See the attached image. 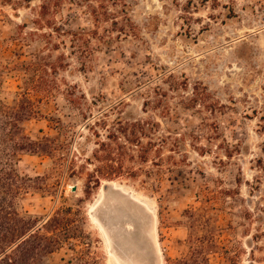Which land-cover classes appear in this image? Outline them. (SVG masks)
<instances>
[{"label":"rangeland","instance_id":"rangeland-1","mask_svg":"<svg viewBox=\"0 0 264 264\" xmlns=\"http://www.w3.org/2000/svg\"><path fill=\"white\" fill-rule=\"evenodd\" d=\"M14 62L0 101L41 144L15 158L18 210L72 209L87 237L41 264H119L105 232L142 226L127 256L156 264L148 212L161 264H264V0H0Z\"/></svg>","mask_w":264,"mask_h":264},{"label":"trees","instance_id":"trees-1","mask_svg":"<svg viewBox=\"0 0 264 264\" xmlns=\"http://www.w3.org/2000/svg\"><path fill=\"white\" fill-rule=\"evenodd\" d=\"M43 8L45 9L46 6ZM14 63L13 67L9 63L7 67L3 68L4 71L0 70V84L8 73L16 70L13 68L17 67L18 62ZM27 95L28 92L21 96L27 98ZM29 112L31 114H28L26 118L36 114L34 110ZM0 119L4 120L3 123L8 128L5 136L0 140L7 144L13 143L10 150L8 147L2 149L0 146V264H41L43 259L63 249L71 240L87 237H85L83 229L76 224V219L80 215L73 213L72 209L58 210L40 227H38V223L44 220L43 218L21 215L17 207V200L26 190L23 186L25 178L21 177L15 168V158L20 152L39 154L38 150L41 149V144L34 143L22 135L20 124L25 121V118L21 117L16 107H11L0 101ZM19 135L21 137H18ZM259 167L264 170V159H260ZM98 173L101 174L99 171ZM26 181L32 182L33 179L26 177ZM91 181L99 185L100 177L93 176ZM91 185H89V189L92 188ZM89 244L87 243V245ZM70 264L100 263L88 250L82 257Z\"/></svg>","mask_w":264,"mask_h":264},{"label":"bare ground","instance_id":"bare-ground-1","mask_svg":"<svg viewBox=\"0 0 264 264\" xmlns=\"http://www.w3.org/2000/svg\"><path fill=\"white\" fill-rule=\"evenodd\" d=\"M113 199V198H112ZM114 201V200H113ZM117 201V200H116ZM118 201H121L120 199H118ZM116 203H118V202H116ZM119 205V204H118ZM116 207V206H115ZM119 207V206H118ZM114 209V208H113ZM139 214H140V212H138ZM148 214L151 216V218H152V220H153V224H152V226H150V240L152 241V243H153V245H154V248H155V253H154V257H155V262H156V264H161V257H160V255H161V253H160V250H159V248H158V245H157V242H156V233H155V217H154V215H152L151 214V212H148ZM143 215V214H142ZM142 215H141V217H142ZM143 218V217H142ZM144 219V218H143ZM96 220V219H95ZM136 220H138V219H136ZM147 221V220H146ZM145 221V222H146ZM146 225V224H145ZM141 226V225H140ZM148 227V226H147ZM101 228H102V230L104 231H106V229L105 228H103V226H101ZM104 231V232H105ZM143 231H145V229L143 228V226L141 227V229H140V237H141V234H142V237L141 238H143L144 240L143 241H147L148 243H149V237H147L145 234H143ZM108 232H105V234H106V236H107V239H109V241H110V239L111 238H109V235L107 234ZM145 233V232H144ZM138 238V241L136 240V239H134V241L133 242H131V247L133 246L134 248H141V244H140V242H141V238ZM133 239V237H131L130 238V240H132ZM111 243V242H110ZM145 244V243H144ZM112 246V245H111ZM149 246V245H148ZM147 246V247H148ZM113 247V246H112ZM130 247V248H131ZM150 249H151V247H150ZM150 252V251H149ZM151 253V252H150ZM111 255L113 256V257H115L116 259H117V261H118V263L119 264H135L134 262H136V258H134V257H130V256H124V257H122V256H119V255H117V253L115 252V251H113V250H111ZM140 260H141V263H142V261L144 260H142L141 258H140ZM139 260V261H140ZM139 264H140V262H139Z\"/></svg>","mask_w":264,"mask_h":264},{"label":"water","instance_id":"water-1","mask_svg":"<svg viewBox=\"0 0 264 264\" xmlns=\"http://www.w3.org/2000/svg\"><path fill=\"white\" fill-rule=\"evenodd\" d=\"M100 220V219H99ZM101 223H103L104 227L106 228V224H104V222H102V220H100ZM109 231V233L111 234V239L113 241V247L116 250L117 255L119 256H127V255H131L132 251L130 247H127L126 244L130 245V242L128 243L126 241V243H117L116 239H117V233L112 231L111 229H107ZM131 237H133L132 242L134 241V239H136L138 241V237L135 235H132Z\"/></svg>","mask_w":264,"mask_h":264}]
</instances>
